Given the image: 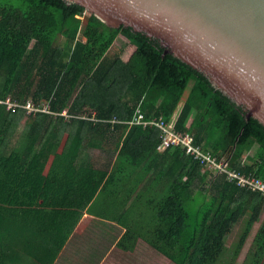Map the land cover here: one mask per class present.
<instances>
[{"label":"trees","instance_id":"1","mask_svg":"<svg viewBox=\"0 0 264 264\" xmlns=\"http://www.w3.org/2000/svg\"><path fill=\"white\" fill-rule=\"evenodd\" d=\"M85 12L64 0H0V100H31L56 114L0 105V264H55L97 194L119 181L117 171L132 179L147 159L160 162L166 194L151 200L152 211L124 213L123 238L150 239L174 264H222L228 236L248 215L230 264L257 222L242 264H264V195L205 172L181 149L160 153L158 128L126 122L139 109L171 121L182 105L177 131L263 181L264 126L157 40L93 14L84 22ZM131 43L136 50L124 60ZM109 139L120 161L110 173L85 161ZM134 215L140 227L130 225Z\"/></svg>","mask_w":264,"mask_h":264},{"label":"water","instance_id":"2","mask_svg":"<svg viewBox=\"0 0 264 264\" xmlns=\"http://www.w3.org/2000/svg\"><path fill=\"white\" fill-rule=\"evenodd\" d=\"M64 1L157 40L264 126V0Z\"/></svg>","mask_w":264,"mask_h":264},{"label":"crops","instance_id":"3","mask_svg":"<svg viewBox=\"0 0 264 264\" xmlns=\"http://www.w3.org/2000/svg\"><path fill=\"white\" fill-rule=\"evenodd\" d=\"M124 53H122L124 60L132 57L124 58ZM181 107L182 105L177 109L174 121L177 120ZM64 113L67 115V111ZM81 117L84 118L85 115ZM121 134L122 132H117L116 138L119 139ZM113 140L100 141V148L89 149L85 161L108 168L109 173L112 172L115 165L120 162L118 150L116 148L114 151L112 145ZM149 161L150 159H147L141 168L135 167L132 179L117 171L118 184L112 186L110 194H97L92 211H86L55 264H174L171 259L153 247L150 239L144 236L123 238L127 230L122 221L124 213L131 208L136 209L138 213L152 211L151 200L157 201L166 194L167 180L163 179L160 162L156 161L154 164ZM132 163L139 164L140 159H134ZM139 197H144L145 203L143 200L138 201ZM135 201L139 202L137 207L134 206ZM145 206L149 210L145 211ZM138 217L134 215L130 225L140 227L142 222Z\"/></svg>","mask_w":264,"mask_h":264},{"label":"built area","instance_id":"4","mask_svg":"<svg viewBox=\"0 0 264 264\" xmlns=\"http://www.w3.org/2000/svg\"><path fill=\"white\" fill-rule=\"evenodd\" d=\"M6 104L8 109H16L21 106L16 102H12L10 98L6 101L0 100V105ZM27 110L28 115L36 114L37 112L55 113L51 112L46 105L36 106L31 100L22 105ZM62 115H66L63 113ZM96 123L98 119L92 118ZM112 122H119L114 119ZM131 126H139L144 129L158 128L160 132V144L158 145L159 151H165L167 149H181L187 155L197 160L203 167V170L213 171L218 175H225L226 181L234 182L242 188H246L252 191H258L264 195V181L254 173L242 174L238 171L229 169V164L226 156L218 157L213 155L209 150L204 149L202 146L195 144L194 136L191 134H183L175 129L176 121H167L163 117L147 119L146 115L141 109L137 111L136 116L130 122H126Z\"/></svg>","mask_w":264,"mask_h":264},{"label":"rangeland","instance_id":"5","mask_svg":"<svg viewBox=\"0 0 264 264\" xmlns=\"http://www.w3.org/2000/svg\"><path fill=\"white\" fill-rule=\"evenodd\" d=\"M88 15H90L89 12H85V15L83 17V21L84 22L86 21V18H87ZM114 47L118 48L119 47V43H116V45ZM135 48L136 47H135L134 44H132V43L128 44V46H126L123 49V53L125 51L123 57L127 58V59L130 58L132 56ZM187 93H188V91H187ZM191 210H192L191 213H192V217H193V212L195 211V209L193 207H191ZM247 220H248V215L245 216L241 221L238 222V224L233 229L232 233L228 236V239H227V252L225 253V256L223 258L222 264H230V262L232 261V257H233V253H234V250H235V247H236V243L238 242V239H239L241 233L244 230V227H245V224H246ZM260 223L261 222H257L256 223L254 231H252V233H251L249 239L247 240V243L243 247L239 257L234 261V264H242V262L244 261V258L246 256L250 246H252V244H253L252 240H254V237H255L254 233H256L257 229L259 228Z\"/></svg>","mask_w":264,"mask_h":264}]
</instances>
